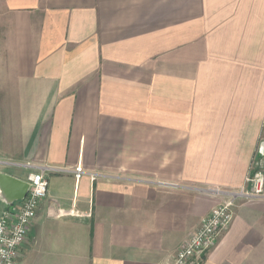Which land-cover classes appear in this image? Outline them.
<instances>
[{
    "label": "crops",
    "instance_id": "obj_1",
    "mask_svg": "<svg viewBox=\"0 0 264 264\" xmlns=\"http://www.w3.org/2000/svg\"><path fill=\"white\" fill-rule=\"evenodd\" d=\"M262 142L264 0H0V173L48 183L17 264H170ZM199 264H264V197Z\"/></svg>",
    "mask_w": 264,
    "mask_h": 264
},
{
    "label": "built area",
    "instance_id": "obj_2",
    "mask_svg": "<svg viewBox=\"0 0 264 264\" xmlns=\"http://www.w3.org/2000/svg\"><path fill=\"white\" fill-rule=\"evenodd\" d=\"M8 165L17 169H33L29 163H9ZM69 172L75 180L83 176V169L80 165ZM19 180L28 185V190L22 201L7 206L0 217V264H17L19 249L27 238L39 203L47 193L48 183L43 171L30 172L24 179ZM263 197L264 154L260 151L259 145L256 158L249 166L244 184L201 219L199 228L178 249L170 264H199L214 248L219 237L229 229L233 220L235 202Z\"/></svg>",
    "mask_w": 264,
    "mask_h": 264
},
{
    "label": "water",
    "instance_id": "obj_3",
    "mask_svg": "<svg viewBox=\"0 0 264 264\" xmlns=\"http://www.w3.org/2000/svg\"><path fill=\"white\" fill-rule=\"evenodd\" d=\"M260 151L264 154V142L260 144ZM28 190V185L12 176L0 173V198L6 206L22 201Z\"/></svg>",
    "mask_w": 264,
    "mask_h": 264
},
{
    "label": "rangeland",
    "instance_id": "obj_4",
    "mask_svg": "<svg viewBox=\"0 0 264 264\" xmlns=\"http://www.w3.org/2000/svg\"><path fill=\"white\" fill-rule=\"evenodd\" d=\"M169 8H170V5H169ZM170 10V9H169ZM8 172V171H7ZM1 206V205H0Z\"/></svg>",
    "mask_w": 264,
    "mask_h": 264
}]
</instances>
